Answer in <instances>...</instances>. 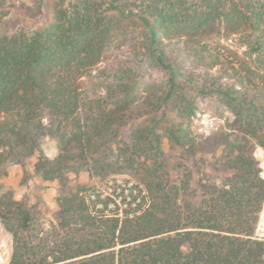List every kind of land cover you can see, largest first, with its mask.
I'll return each mask as SVG.
<instances>
[{
  "label": "trees",
  "instance_id": "16d2710c",
  "mask_svg": "<svg viewBox=\"0 0 264 264\" xmlns=\"http://www.w3.org/2000/svg\"><path fill=\"white\" fill-rule=\"evenodd\" d=\"M11 6L0 0V173L20 166L37 197L54 183L57 202L41 219L29 194L0 186L7 264H264L253 155L264 147V0ZM232 35L237 49L222 43ZM205 97L235 116L208 149L192 128ZM203 165L216 176L194 177ZM86 171L133 175L150 205L95 208L89 186L72 182Z\"/></svg>",
  "mask_w": 264,
  "mask_h": 264
},
{
  "label": "rangeland",
  "instance_id": "374dc122",
  "mask_svg": "<svg viewBox=\"0 0 264 264\" xmlns=\"http://www.w3.org/2000/svg\"><path fill=\"white\" fill-rule=\"evenodd\" d=\"M55 0H12V11L26 12L36 11L39 13L40 4L50 5ZM17 21V20H16ZM38 19H28L25 22L31 24L37 22ZM222 43L226 46L237 49V38L232 35L222 39ZM244 47H240V51ZM117 54L111 53L108 59H104L98 66L102 67L110 61L117 60ZM110 60V61H109ZM96 72V69L94 70ZM234 113L225 104L215 100L212 97L201 98L198 102V108L192 118V128L195 133L201 135L205 148H210L214 142L216 132L226 130L231 131V123L234 119ZM260 148L264 147L258 143H254L253 155L259 163L261 169ZM45 151L50 157H55L58 153L56 146L49 142L45 146ZM8 176L0 173V186L3 189H10L18 199L24 198L29 194V204L35 207L40 214L41 219L49 218V209L56 207L57 190L55 184L45 183L39 187L37 193L41 197H37L30 190L26 183H23L25 177L24 170L17 165L7 167ZM194 171V170H193ZM260 173V172H259ZM210 174L208 169L202 166L200 173L194 171V177L205 176ZM73 183H81L89 186L91 199L95 202V208L105 209L106 213L112 214L129 210L130 207H137L136 212L143 211L150 205V196L146 185L138 178L129 173L109 172L108 174H100L99 172H82L78 177H74ZM136 196L135 200H132ZM107 204V207H106ZM262 212V210H261ZM260 212V214H261ZM120 214V215H122ZM258 222V221H257ZM13 251V234L7 230L0 221V264H7Z\"/></svg>",
  "mask_w": 264,
  "mask_h": 264
},
{
  "label": "built area",
  "instance_id": "2783aa9c",
  "mask_svg": "<svg viewBox=\"0 0 264 264\" xmlns=\"http://www.w3.org/2000/svg\"><path fill=\"white\" fill-rule=\"evenodd\" d=\"M261 154V169H260V176L264 179V149L260 148ZM122 214V211L120 212ZM254 238L263 239L264 240V204L262 207V212L259 215V219L254 231Z\"/></svg>",
  "mask_w": 264,
  "mask_h": 264
}]
</instances>
